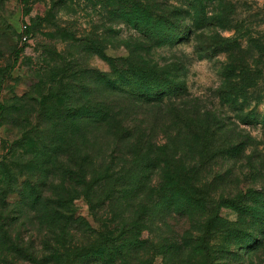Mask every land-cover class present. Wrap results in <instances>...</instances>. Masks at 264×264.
Returning a JSON list of instances; mask_svg holds the SVG:
<instances>
[{
  "label": "rangeland",
  "instance_id": "1",
  "mask_svg": "<svg viewBox=\"0 0 264 264\" xmlns=\"http://www.w3.org/2000/svg\"><path fill=\"white\" fill-rule=\"evenodd\" d=\"M190 1L215 26L185 40ZM149 2L190 15L158 34L147 0H0V264H264V0ZM56 196L91 251L43 247Z\"/></svg>",
  "mask_w": 264,
  "mask_h": 264
},
{
  "label": "trees",
  "instance_id": "2",
  "mask_svg": "<svg viewBox=\"0 0 264 264\" xmlns=\"http://www.w3.org/2000/svg\"><path fill=\"white\" fill-rule=\"evenodd\" d=\"M139 0H121V5L128 7L129 9H139L140 7H144L146 8L144 5L138 3ZM144 1V0H141ZM191 2V6H188V12H192L193 14L191 15L192 17V22L190 23V26L187 27L186 31H183V34H181V36L179 38H185V40H190L192 39V37H198L200 38V36L195 35L196 32L201 29L204 26H215L214 25V19L213 17H208L206 16V11L204 9H202V6H200V8H198L197 6H195V3ZM147 3L150 5L151 8H153V10H150V15L153 19H149L148 23H150L151 21H153V25H155L156 30H158V34L163 33L164 31H170L172 29H174L175 25L177 22L174 21V16H178L181 13H186V15H190V13L184 11V10H178V8H176V6H173L171 8H166L168 10V12L166 11H162L161 10V5L162 4H158L156 2H149V0H147ZM147 9H149V7H147ZM173 10H176L175 13ZM149 11V10H148ZM155 11L156 14L153 12ZM160 12V13H159ZM121 19L122 21L129 23L130 21V17L127 19L125 18V14L122 13L121 14ZM130 16V15H129ZM167 24V25H166ZM194 24V25H193ZM149 26V30L152 33L154 27ZM164 27H163V26ZM137 28V27H136ZM205 28V27H204ZM207 28V27H206ZM146 37H153L151 36L150 32L148 30H144ZM212 39V41L209 44H202V41H198L195 40L197 42L196 44V48L198 51H201L203 53V51H208L210 48L214 49L213 51H215L217 48H219L220 50H222V47L227 46V44L225 43L226 41H228V39H214V37H209ZM157 45L162 44L161 40H158L157 42H155ZM236 48H239L238 44ZM232 47L231 46H227V51L231 50ZM226 50V49H225ZM130 54L133 53V51H129ZM237 58L234 57V60H236ZM233 60V61H234ZM148 64V62H145ZM146 65V64H145ZM150 65V64H149ZM236 70V69H235ZM142 71V70H140ZM151 71V70H149ZM143 72V71H142ZM234 69H232V65L231 64H227L224 72L222 74L223 77V81L224 84H226V86H229V84L231 83L229 81V79L232 78ZM242 72V71H241ZM148 72H145L144 74H146ZM244 72H242L243 74ZM163 76V75H162ZM161 76V78H163ZM239 77V76H237ZM31 192H33L36 196L34 198L33 204L30 209L33 211L37 212V208L39 207V202L40 199L43 198L45 195V188H41L40 190H38L37 188L35 189H31ZM64 194H62L61 197H63ZM25 195H22V203L19 204L18 206L21 207L19 210H23V213H25L26 211V207L28 205V202H25ZM60 196H56L55 198H51V197H45L47 198V201L44 203L45 205H49L50 209L52 210V217L55 220L53 223H55V226L57 227L55 230L53 231H47L46 234L47 236H45L42 240L41 243L44 245L43 247L45 248V250H49L51 249V247L53 246H59L61 244H64L66 242H69L70 244L74 245V246H80V247H84V248H88L86 250L91 251V248L95 246L97 239L95 240L90 234L89 231L90 229L88 228H84L83 229V233H82V237L80 236L79 239H77L78 234H76L75 230L72 229L70 223L74 222V215H72V211L71 208L68 206L70 205V202H68V200L66 201L65 198H61ZM27 212V211H26ZM5 218L2 217V219H0V244L6 245V247H10L11 245H13V237L11 234V225L6 222ZM86 226V225H85ZM59 230L58 235L55 234L56 230ZM87 229V230H86ZM93 234L96 233V230H91ZM99 244V243H98ZM254 245V244H253ZM255 247V246H254ZM251 249L253 247H250ZM90 254V252L88 253V255ZM52 257H54V255H52ZM52 259V258H50ZM90 261V258L88 259ZM84 261V260H82Z\"/></svg>",
  "mask_w": 264,
  "mask_h": 264
},
{
  "label": "built area",
  "instance_id": "3",
  "mask_svg": "<svg viewBox=\"0 0 264 264\" xmlns=\"http://www.w3.org/2000/svg\"><path fill=\"white\" fill-rule=\"evenodd\" d=\"M25 28H26V26L24 25V26H23V29H25ZM26 38H27V36H26L25 34H23L22 39H23V40H26Z\"/></svg>",
  "mask_w": 264,
  "mask_h": 264
}]
</instances>
